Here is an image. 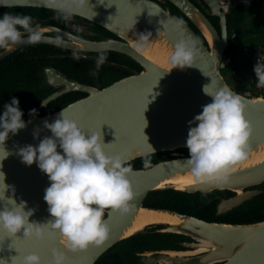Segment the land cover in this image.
Segmentation results:
<instances>
[{"label":"water","instance_id":"1","mask_svg":"<svg viewBox=\"0 0 264 264\" xmlns=\"http://www.w3.org/2000/svg\"><path fill=\"white\" fill-rule=\"evenodd\" d=\"M169 1L197 32L186 23L183 33L173 30L169 21L178 17L153 0H88V6L74 14L93 21L119 40L88 41L70 35L69 42H64L63 46L81 51H117L132 58L141 70L103 88L68 83L71 88L86 91L87 95L53 112L24 119L26 127L15 135L9 133L5 141L9 155L0 160V171L5 174V184L15 189L14 194L9 189L5 195H12L17 203L25 201V210H34L30 222L44 223L50 219L43 199L50 183L47 175L35 162L31 166L22 163L16 153L21 147L36 146L40 139L51 136L43 127V121L53 122L62 109L64 115L76 121L85 132H100L107 144L105 151L120 154L127 162L164 151L171 152L173 157L155 162L148 169H133L130 180L134 196L129 204L130 211L120 215L105 210L109 235L102 244H92L73 253L64 248L58 233L37 241L23 237V229L13 237L0 230V261L20 264L24 255L35 252L40 256L41 264H52L55 249L64 253L65 264H93L117 242L145 233V227L149 225L163 224L165 227L161 231L191 239L186 251L171 252V256L182 257L173 258L170 264H264V219L248 223L207 221L175 210L143 205L144 198L151 191L172 189L208 193L229 190L234 194L221 199L215 206V214L221 215L260 193V189L251 187L264 182V96H249L234 90L221 73L226 65L223 52L228 38L225 15L219 10L220 0H203L212 14L218 16L219 31L192 1ZM14 4L51 9L45 5V0H14ZM147 33L151 36L146 47L138 51L135 47L138 36ZM181 37L195 42L198 55L194 65L167 71L171 69L169 59L173 46ZM40 43L55 44L49 39ZM26 44L3 49L0 59ZM205 85L209 92L227 88L239 94L246 104L245 118L253 129L247 158L235 165L229 181L222 186L176 181L191 176L186 164L188 154L177 150L186 148L188 121L202 111V106L211 102L212 98L202 91ZM56 95L48 96L41 104L45 105ZM34 132H38V138L34 139ZM5 154L4 148L0 147V158ZM2 208L3 202L0 201V210Z\"/></svg>","mask_w":264,"mask_h":264},{"label":"clouds","instance_id":"2","mask_svg":"<svg viewBox=\"0 0 264 264\" xmlns=\"http://www.w3.org/2000/svg\"><path fill=\"white\" fill-rule=\"evenodd\" d=\"M45 5L67 21L88 6V0H45ZM0 6L16 5L14 0H0ZM169 24L173 30L183 33V19L176 18ZM150 36L151 33L138 36L135 44L138 51L146 47ZM46 39L52 40L58 47L64 44L62 34L45 36L39 24L33 25L29 15L5 12L0 16V49H11L21 43L35 45ZM197 55L195 42L181 37L173 46L169 59L171 69L167 71L192 67ZM73 57L77 58L75 52ZM105 60L106 56L100 55L96 68L99 69ZM253 71L256 86L264 88V64L257 62ZM202 91L212 99L188 121L186 164L196 183L222 186L229 181L235 165L247 158L248 141L253 129L245 118L246 104L239 94L227 88L209 92L207 85L203 86ZM35 114L36 109L29 111L30 116ZM22 116L17 98L13 97L10 103L3 105L0 147L4 148L6 154L0 160L9 155L5 150L9 133L15 135L26 127ZM43 127L50 131L51 136L40 139L36 146L19 148L16 154L22 163L31 166L35 162L40 171L47 175L50 183L43 199L51 218L44 223L30 222L29 217L34 210H25V201L17 203L12 195H5L9 189L14 194L15 189L5 184V174L0 171V201L3 202L0 230L13 237L23 229V237L37 241H44L53 233H58L64 248L73 253L83 251L92 244L100 245L109 235V227L104 220L105 210L120 215L130 211L129 204L134 196L130 180L134 175L133 168L120 154L105 151L107 144L103 142L100 132H85L76 121L64 115L63 109L53 122L43 121ZM33 136L34 139L38 138V132H34ZM143 167L151 168V161L145 159ZM65 259L63 252L53 249L52 264H65ZM0 264L5 262L0 261ZM20 264H41V258L35 252H30L22 257Z\"/></svg>","mask_w":264,"mask_h":264},{"label":"flooded vegetation","instance_id":"3","mask_svg":"<svg viewBox=\"0 0 264 264\" xmlns=\"http://www.w3.org/2000/svg\"><path fill=\"white\" fill-rule=\"evenodd\" d=\"M153 1L162 8L167 9L171 14L183 19L186 24L197 32L194 25L169 0ZM190 1L208 17L219 31V18L212 14L207 4L203 0ZM220 4L219 10L225 15L229 41L233 35L232 28L228 23L231 15L235 14V10H238L241 6L249 4L247 0H220ZM5 12L31 16L33 25L39 24L45 36L55 37L62 34L64 42H69L68 36L70 35L88 41L119 40L115 34L78 15H73L66 21L55 11L48 8L0 7V16ZM2 50L0 49V51ZM74 52L77 58L73 57ZM78 55H85L86 57ZM100 55L106 56V60L97 69L96 60ZM0 61H2L0 63V114L3 113V105L10 103L11 99L15 97L19 100L23 120L33 117L29 115L31 109H36L34 116L44 115L87 95L86 91L71 88L68 83L103 88L116 80L138 73L141 70V66L132 58L117 51H81L65 46L58 47L49 43L23 45L4 56ZM54 93H57L54 99L45 105L41 104L43 99ZM133 169L137 168L133 167ZM251 188L262 191V188L257 186ZM233 194L219 197L218 202ZM164 227L163 224L145 227L144 235L146 236L140 240L135 239L131 243L134 244V252L132 255H128L129 260L127 262L130 264H170L173 258L182 257V255L171 256V252L186 251L190 248L188 243L191 242V239L181 234L170 235L169 232L161 231L160 229Z\"/></svg>","mask_w":264,"mask_h":264},{"label":"trees","instance_id":"4","mask_svg":"<svg viewBox=\"0 0 264 264\" xmlns=\"http://www.w3.org/2000/svg\"><path fill=\"white\" fill-rule=\"evenodd\" d=\"M247 1L249 5L241 6V8L235 10V14L231 15L230 21H228L233 35L223 52L224 60L234 56L245 48L256 45L264 47V0ZM234 65L235 63L225 65L221 69L222 75L225 77L226 73L231 72V67ZM179 150L183 152L188 151L187 148ZM184 153L188 154V152ZM172 157L169 151H164L136 158L128 163L131 164L132 168H144L143 161L145 159L150 160L151 164H153ZM257 187L262 188L260 193L221 215L215 214V206L219 197L228 196L233 193L229 190H215L208 193H186L172 189L151 191L144 198L143 205L170 208L207 221L248 223L264 219V182L257 185ZM174 234L170 233V235ZM145 236L144 233H139L117 242L100 255L93 264H130L127 262L129 260L128 255H132L134 252V244L131 243L135 239L140 240Z\"/></svg>","mask_w":264,"mask_h":264},{"label":"rangeland","instance_id":"5","mask_svg":"<svg viewBox=\"0 0 264 264\" xmlns=\"http://www.w3.org/2000/svg\"><path fill=\"white\" fill-rule=\"evenodd\" d=\"M225 62L226 65L235 63V65L231 67V72L226 73V81L234 90L247 95L250 64L247 59L246 51H239L234 56L225 59Z\"/></svg>","mask_w":264,"mask_h":264},{"label":"built area","instance_id":"6","mask_svg":"<svg viewBox=\"0 0 264 264\" xmlns=\"http://www.w3.org/2000/svg\"><path fill=\"white\" fill-rule=\"evenodd\" d=\"M246 51L247 59L250 64V69H249V82H248V94L249 96L252 95H260L264 96V88H258L257 85V80L255 73L253 71L254 65L259 62L261 64H264V47L261 46H252L250 48H245Z\"/></svg>","mask_w":264,"mask_h":264},{"label":"bare ground","instance_id":"7","mask_svg":"<svg viewBox=\"0 0 264 264\" xmlns=\"http://www.w3.org/2000/svg\"><path fill=\"white\" fill-rule=\"evenodd\" d=\"M176 181H180L182 183H187V182H193L194 179L192 178V176H189V177L184 178V179L177 178Z\"/></svg>","mask_w":264,"mask_h":264}]
</instances>
